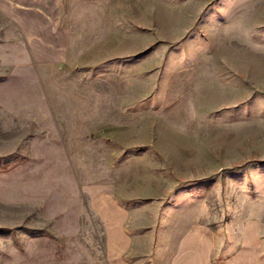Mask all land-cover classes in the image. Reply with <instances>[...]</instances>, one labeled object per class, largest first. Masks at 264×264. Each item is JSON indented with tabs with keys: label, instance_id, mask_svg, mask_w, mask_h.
Listing matches in <instances>:
<instances>
[{
	"label": "rangeland",
	"instance_id": "374dc122",
	"mask_svg": "<svg viewBox=\"0 0 264 264\" xmlns=\"http://www.w3.org/2000/svg\"><path fill=\"white\" fill-rule=\"evenodd\" d=\"M60 1L70 55L41 90L12 85L0 22V264H264V0ZM64 125L85 150L63 238L23 202L17 136Z\"/></svg>",
	"mask_w": 264,
	"mask_h": 264
},
{
	"label": "crops",
	"instance_id": "0c3cea01",
	"mask_svg": "<svg viewBox=\"0 0 264 264\" xmlns=\"http://www.w3.org/2000/svg\"><path fill=\"white\" fill-rule=\"evenodd\" d=\"M0 22L4 28L1 32L2 38L10 43L7 55L1 62L4 69L9 71L10 77H14L15 82H12V85L35 89L39 87L41 90L44 69H57L67 62L70 55L69 33L61 20V1L0 0ZM28 72L31 76L25 78ZM37 94L19 97V100L38 103L39 108H42V94L39 90ZM22 113L23 115L19 117L23 120L42 119L44 116L51 119L70 117L68 111L60 113L54 110L44 112L42 109L35 111L28 109ZM60 114L62 116H58ZM27 129L30 130V127ZM17 138L19 150L31 152L20 154L19 166L23 167L22 164L26 162L27 167L21 171L25 184L23 202L28 207L35 205L36 210L40 211L38 214L43 218L49 217L43 211L44 206L54 207L55 212L50 215L51 230L56 231L60 237H69V232L75 230L76 223L83 220V214H76L74 209L76 167L74 151L85 150V143H76L73 128L69 130L65 125L61 128L56 126L55 132L51 131L45 135L42 129H36L35 132L20 133ZM42 160L47 165H43L39 174L37 166ZM33 165L34 169L31 168ZM40 176L42 182H49L50 185H46V189L43 188L41 193L35 190L33 194L30 185L32 186L33 180H39ZM121 223L122 219L120 228ZM189 239L192 241L189 244H192L194 252L201 255L204 261H208L207 257L211 253L205 237L192 234Z\"/></svg>",
	"mask_w": 264,
	"mask_h": 264
}]
</instances>
